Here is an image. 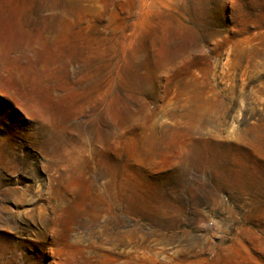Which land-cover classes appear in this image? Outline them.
<instances>
[{
    "label": "rangeland",
    "instance_id": "rangeland-1",
    "mask_svg": "<svg viewBox=\"0 0 264 264\" xmlns=\"http://www.w3.org/2000/svg\"><path fill=\"white\" fill-rule=\"evenodd\" d=\"M0 264H264V0H0Z\"/></svg>",
    "mask_w": 264,
    "mask_h": 264
}]
</instances>
